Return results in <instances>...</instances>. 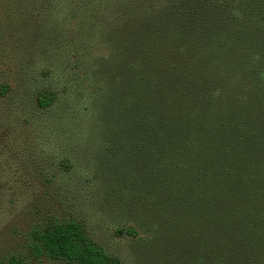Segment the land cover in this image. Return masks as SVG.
<instances>
[{"label": "trees", "instance_id": "1", "mask_svg": "<svg viewBox=\"0 0 264 264\" xmlns=\"http://www.w3.org/2000/svg\"><path fill=\"white\" fill-rule=\"evenodd\" d=\"M113 1L111 53L134 55L115 62L103 178L130 195L129 221L169 235L176 264H264V0ZM53 101L50 89L36 94L41 108ZM27 255L120 264L64 217L31 230Z\"/></svg>", "mask_w": 264, "mask_h": 264}, {"label": "rangeland", "instance_id": "2", "mask_svg": "<svg viewBox=\"0 0 264 264\" xmlns=\"http://www.w3.org/2000/svg\"><path fill=\"white\" fill-rule=\"evenodd\" d=\"M80 1L0 0V260L65 264L27 255L31 230L64 217L120 264H176L169 235L129 221L130 195L101 174L111 166L102 117L117 94L115 62L134 49L111 53L115 1ZM42 89L54 93L48 108L36 104ZM123 226L137 235H117Z\"/></svg>", "mask_w": 264, "mask_h": 264}]
</instances>
